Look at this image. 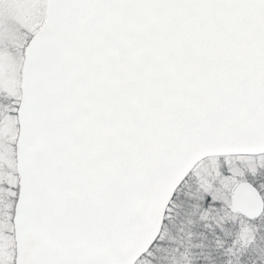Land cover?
<instances>
[{
  "label": "snow or ice",
  "instance_id": "obj_1",
  "mask_svg": "<svg viewBox=\"0 0 264 264\" xmlns=\"http://www.w3.org/2000/svg\"><path fill=\"white\" fill-rule=\"evenodd\" d=\"M0 264H264V0H0Z\"/></svg>",
  "mask_w": 264,
  "mask_h": 264
}]
</instances>
